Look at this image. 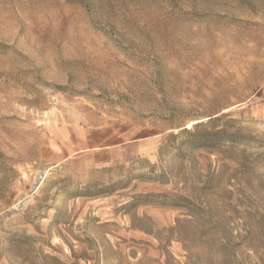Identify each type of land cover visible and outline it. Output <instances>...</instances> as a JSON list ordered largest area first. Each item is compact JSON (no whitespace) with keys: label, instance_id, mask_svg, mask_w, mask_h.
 I'll return each mask as SVG.
<instances>
[{"label":"rangeland","instance_id":"374dc122","mask_svg":"<svg viewBox=\"0 0 264 264\" xmlns=\"http://www.w3.org/2000/svg\"><path fill=\"white\" fill-rule=\"evenodd\" d=\"M0 264H264V0H0Z\"/></svg>","mask_w":264,"mask_h":264}]
</instances>
